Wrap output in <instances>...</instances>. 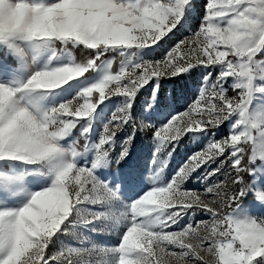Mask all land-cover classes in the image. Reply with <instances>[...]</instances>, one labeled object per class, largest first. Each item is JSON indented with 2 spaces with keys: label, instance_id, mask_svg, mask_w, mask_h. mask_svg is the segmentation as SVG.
Returning a JSON list of instances; mask_svg holds the SVG:
<instances>
[{
  "label": "snow or ice",
  "instance_id": "6c2138e0",
  "mask_svg": "<svg viewBox=\"0 0 264 264\" xmlns=\"http://www.w3.org/2000/svg\"><path fill=\"white\" fill-rule=\"evenodd\" d=\"M191 3L0 0V48L6 52L0 59V162L19 161L52 177L50 186L31 193L22 207L0 210V264H90L85 255L92 252L106 257L102 264H264V217L241 218V204L249 193L264 204V111L253 108L264 95V64L254 59L264 52V0H207L193 35L173 43L160 60L132 59L138 50L166 43ZM76 49L88 50L86 58L77 61L72 56ZM58 52L67 53L62 65L53 63ZM45 54L47 63L39 66L38 58ZM7 55L16 58L18 70L8 64ZM108 55L120 58L115 74ZM197 67L206 72L196 99L166 124L148 123L175 100V89L170 101L160 81ZM87 73L99 75L71 100L42 106L47 96L65 85L70 88L71 81L87 79ZM145 85L152 95L145 102L146 115L136 119L133 105ZM113 96L122 98L117 111L98 142L89 144L97 106ZM137 121L140 128H152L156 153L169 145L175 150L185 134L207 135L225 125L228 132L221 139H209L167 185L154 186L125 205L119 216H84V204L112 209L119 203L118 188L96 172L111 162L117 133L130 128L115 163L129 156ZM78 126L85 151L93 154L85 165L77 163L85 155L77 142L63 143ZM249 145L252 156L246 155ZM257 158L258 166L253 163ZM211 164L217 166L203 180L224 172V182L206 184L203 192L181 189L192 172ZM246 173L251 183L245 182ZM19 183L18 177L0 183V198L14 194ZM197 212L210 220L181 226L185 216ZM82 217L85 227L94 221L124 224L118 245L52 252Z\"/></svg>",
  "mask_w": 264,
  "mask_h": 264
},
{
  "label": "rangeland",
  "instance_id": "374dc122",
  "mask_svg": "<svg viewBox=\"0 0 264 264\" xmlns=\"http://www.w3.org/2000/svg\"><path fill=\"white\" fill-rule=\"evenodd\" d=\"M206 3L207 0H192L191 6L185 12L184 19L180 22L174 34H171L170 38L167 39V42H162V46L154 50H138L132 58L133 62L160 60L173 43L193 35L200 26L204 14V5ZM1 51L6 53L2 48H0V52ZM7 56L15 62V65H9L18 70L19 64L16 58L11 55ZM106 59L112 61L111 70L113 74L118 72L120 69V58L108 55ZM254 59L258 64H264V52L258 53ZM66 60L67 53L58 52L53 63L62 65ZM37 63L39 66L47 63V54L39 57ZM215 71L216 70H213L214 74ZM205 72L206 70L204 68L197 67L174 79L161 80L160 87L163 90V95L168 97L171 101V95L173 89H175V100L171 101L166 109H159L153 115V118L147 122L154 124L156 127H160L166 124L177 112H183L198 96L199 89L203 85V76ZM86 75H88L87 79L80 78L79 80L71 81L69 82L71 84L70 88L68 85H65L62 89L56 90L53 94L47 96L41 102L42 106L48 107L65 100H71L83 87L94 82L99 74L87 73ZM9 79H11V77H9ZM226 87H229V94H231L232 90L230 88V83L226 85ZM95 95L98 96V94ZM151 95L152 91L148 85L140 89L133 105V115L136 119H143L144 115H146V113H144V106ZM121 99V97L113 96L110 100H106L104 103L97 106L96 112L93 115L92 130L89 134V144L98 142L100 134L103 132L104 125L111 120L113 112L117 111ZM253 108L264 111V95L254 101ZM81 122L83 123V121ZM77 132L80 133L79 126L73 130L72 135L67 137L63 143L67 145L71 143L72 140L77 142L76 136H74V133ZM227 132V125H225L218 129H212L207 135L185 134L176 144L175 150L169 145L159 153H156L157 145L153 140L154 133L152 128H140L139 121H137L136 135L129 151V156L117 164L115 163V158L119 154L120 143L126 135L131 133V129L129 128L127 132L119 131L116 137V146L110 152L111 162L106 167L98 168L96 172L101 180H106L111 186L118 188L119 203L112 209L103 208L99 204H84L81 206L84 209L83 215L90 218L89 213L92 212H111V214L119 216L120 213L124 211L125 205H130L154 186L167 185L180 170L181 166L188 161V158L192 156L193 153L199 152L205 147L209 139H221ZM254 135H257V133L254 132ZM79 139V143L77 142L78 149L84 152L85 155L83 158L79 159L77 163L85 165L92 160L93 154L85 151L84 138L79 135ZM259 147L260 145L258 143L257 148ZM169 152H171L170 156L168 155ZM154 154L156 155L155 157ZM252 154L253 150L249 145L246 155L252 156ZM253 163L258 166L261 162L257 158ZM216 166V164H211L206 168L202 166L195 172H192L188 179L184 181L181 189L203 192L206 184L224 182L226 179L224 172L209 177L207 181L203 180L206 172L212 171ZM226 170L227 164L225 165V171ZM0 173L3 174V179L0 180V183L6 184L9 177H18L20 180L19 186L16 188L14 194L7 199L0 198V210H16L22 207L31 193L50 186L52 181L51 176L37 171L35 166L27 165L19 161L0 162ZM244 179L246 183H251L247 173L244 175ZM257 183H259V181H257ZM241 209V218L264 217V204L257 201L252 193H249L243 200ZM208 220H210V217L207 214L197 212L194 216H185L181 221V226L189 222L195 226L197 221ZM124 230V224L113 227L109 221H94L93 224L85 227L82 217L79 223L71 226L69 231L63 234L57 244L51 247L50 250L56 252L61 247H86L91 249L93 245L100 249L112 248L118 245L120 235ZM73 231L76 235L72 234ZM47 251H49V249H46V252ZM105 259L106 257L96 252L85 255V260L89 261L90 264H102Z\"/></svg>",
  "mask_w": 264,
  "mask_h": 264
},
{
  "label": "trees",
  "instance_id": "16d2710c",
  "mask_svg": "<svg viewBox=\"0 0 264 264\" xmlns=\"http://www.w3.org/2000/svg\"><path fill=\"white\" fill-rule=\"evenodd\" d=\"M86 53L87 51H84V53H81V51H79L78 49L76 50H72V56L77 60V61H81L83 59L86 58ZM6 53H4L3 51L0 52V59H3L5 57ZM7 58V62L8 64L11 65H15V62L13 60L10 59L9 56L6 57ZM79 135L80 133H74V136H76V140L79 143L80 139H79Z\"/></svg>",
  "mask_w": 264,
  "mask_h": 264
}]
</instances>
